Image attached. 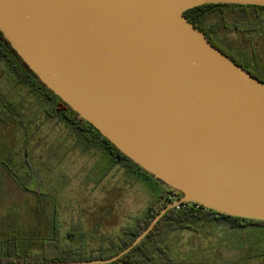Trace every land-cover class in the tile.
Returning a JSON list of instances; mask_svg holds the SVG:
<instances>
[{"label":"water","instance_id":"95a60500","mask_svg":"<svg viewBox=\"0 0 264 264\" xmlns=\"http://www.w3.org/2000/svg\"><path fill=\"white\" fill-rule=\"evenodd\" d=\"M264 0H0V33L37 79L154 179L193 203L264 221V83L185 17ZM6 264V263H2Z\"/></svg>","mask_w":264,"mask_h":264},{"label":"rangeland","instance_id":"374dc122","mask_svg":"<svg viewBox=\"0 0 264 264\" xmlns=\"http://www.w3.org/2000/svg\"><path fill=\"white\" fill-rule=\"evenodd\" d=\"M225 12L224 20L213 15L207 23L217 26V37L232 53L252 60L264 50V37L252 28L255 19L232 8ZM46 106V97L0 58V242H33L29 251L40 256L57 208L65 241L99 257L122 242L125 227L145 214L160 184L140 182L119 167L97 182L105 166L101 140H80L74 126L49 116ZM194 227L167 235L168 259L156 255L137 264H264V229L215 219Z\"/></svg>","mask_w":264,"mask_h":264},{"label":"trees","instance_id":"16d2710c","mask_svg":"<svg viewBox=\"0 0 264 264\" xmlns=\"http://www.w3.org/2000/svg\"><path fill=\"white\" fill-rule=\"evenodd\" d=\"M226 8L234 9V11L238 12L244 19L254 18L255 20L252 22V28L257 31L256 34L258 36L264 37V17L260 16L261 13H264V7L209 4L188 10L184 15L196 29L200 30L205 35L207 40L214 47L218 48L234 62L247 70L252 76L264 83V56L261 57L262 53L264 54V50L255 52L253 59H249L250 61H248L241 54H234L225 47L217 37V26H212L207 23V20L213 15L224 20ZM8 50L15 55V52L10 48L8 42L0 33V58L7 62H9ZM19 61L24 69H19V66H12V69L21 77L23 82L32 87L33 91L40 92L46 97V113L49 116H61L65 121L78 129L89 143L101 140V145L103 146L111 166L123 164L132 172L142 175L146 180H151L160 184V194L148 206L144 215L137 218L135 223L125 227V238L122 242L117 247L103 252L99 257L93 256L84 246L77 247L73 243H67L65 241L59 210L53 208L50 223V237L40 241L42 247L41 255L38 256L29 251L28 245L35 243H29L25 240L14 238L12 240L0 242V264L84 262L109 259L128 247L135 238L149 226L155 216L166 205L181 197V194L154 179L151 174L147 173L124 156L108 140L102 137L92 125L82 120L71 108L48 90L20 59ZM251 61H253L252 66H250ZM0 114L2 115L3 111H0ZM214 219L226 221L232 227L244 228L247 226H255L264 229V221L262 220L231 217L197 204L186 203L169 210L159 220L152 231L133 250L109 264H137L141 260L154 261L156 255L168 259L169 253L165 246V239L169 233L179 229L194 231L196 230L194 225L197 222H209Z\"/></svg>","mask_w":264,"mask_h":264},{"label":"crops","instance_id":"0c3cea01","mask_svg":"<svg viewBox=\"0 0 264 264\" xmlns=\"http://www.w3.org/2000/svg\"><path fill=\"white\" fill-rule=\"evenodd\" d=\"M68 124H70V123H68ZM71 125V124H70ZM71 126H73V125H71ZM73 130H74V133H76V135L80 138V140H81V138L83 137V135H82V133L78 130V129H76L75 127L73 128ZM83 139V138H82ZM102 159H104V160H102V161H104V163H105V166L103 167V169L101 170V175H100V178H98V180H97V182L99 181V179H101V178H106L108 175H109V173L110 172H113V171H115L114 170V168L116 167H119V168H121V171H122V173L121 174H123V172H125L126 170L128 171V172H130L131 174H133L137 179H138V181H140V182H147L148 184H154L153 183V181H151V180H146L142 175H140V174H137V173H134V172H132L128 167H126V166H124L123 164H117V165H114V166H111L110 165V161H109V159H108V157H107V155L105 154V153H102ZM118 168V169H119ZM117 169V170H118ZM114 175V174H113ZM113 175H112V173H111V177H113Z\"/></svg>","mask_w":264,"mask_h":264},{"label":"flooded vegetation","instance_id":"af4514ba","mask_svg":"<svg viewBox=\"0 0 264 264\" xmlns=\"http://www.w3.org/2000/svg\"><path fill=\"white\" fill-rule=\"evenodd\" d=\"M2 35V34H1ZM3 37V36H2ZM9 44V43H8ZM10 46V45H9ZM11 48V47H10ZM12 49V48H11ZM13 50V49H12ZM14 51V50H13ZM15 52V51H14ZM7 53H8V56H9V62H7V63H9L8 65L10 66V68H11V70L14 72V70L12 69V66H19V69H24L23 68V66H21L22 64L20 63V61H19V57L17 56V54L15 53V55L12 53V52H10L9 50L7 51ZM21 60V59H20ZM21 66V67H20Z\"/></svg>","mask_w":264,"mask_h":264}]
</instances>
